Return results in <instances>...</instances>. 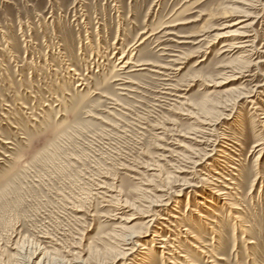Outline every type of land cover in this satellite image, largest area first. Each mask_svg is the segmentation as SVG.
Segmentation results:
<instances>
[{"label": "rangeland", "instance_id": "1", "mask_svg": "<svg viewBox=\"0 0 264 264\" xmlns=\"http://www.w3.org/2000/svg\"><path fill=\"white\" fill-rule=\"evenodd\" d=\"M193 262L264 264V0H0V264Z\"/></svg>", "mask_w": 264, "mask_h": 264}, {"label": "bare ground", "instance_id": "2", "mask_svg": "<svg viewBox=\"0 0 264 264\" xmlns=\"http://www.w3.org/2000/svg\"><path fill=\"white\" fill-rule=\"evenodd\" d=\"M145 40V39H144ZM132 54V53H131ZM124 57V56H123ZM134 59V58H133ZM120 61V60H119ZM129 61H131V60H129ZM129 61H126V60H124L123 62H121V64H122V66H128V65H126V64H128L129 63ZM132 62V61H131ZM130 62V63H131ZM134 62V61H133ZM132 62V63H133ZM139 61H136V64L138 63ZM141 62V61H140ZM139 62V63H140ZM134 65V64H133ZM139 65H143V64H137L136 66H138L139 67ZM121 66V67H122ZM119 68V67H118ZM166 69H167V67H165ZM134 69H136V68H134ZM141 69V68H140ZM169 94V93H168ZM114 101H115V99H113ZM115 103V102H114ZM116 104V103H115ZM259 144V143H258ZM222 194H224V192H222L220 195H222ZM200 216H201V214H200ZM203 217H206L204 214H203ZM188 230V232L191 234V237H196L197 236V234H195L193 231H191L190 229H187ZM134 237V236H133ZM130 239H132V238H130ZM164 240V239H163ZM132 241L133 240H130V241H128L129 243H128V245L130 244V243H132ZM164 247V246H163ZM133 249V247H130L128 250H130L131 252L134 250H132ZM130 254H132V253H130ZM184 258H186V260L188 259L186 256H184ZM191 264H196L195 262H193V263H191Z\"/></svg>", "mask_w": 264, "mask_h": 264}]
</instances>
